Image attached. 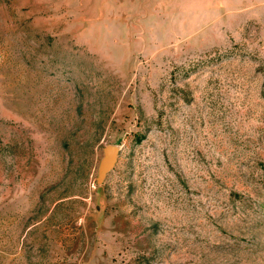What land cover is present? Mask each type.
<instances>
[{"label": "rangeland", "instance_id": "1", "mask_svg": "<svg viewBox=\"0 0 264 264\" xmlns=\"http://www.w3.org/2000/svg\"><path fill=\"white\" fill-rule=\"evenodd\" d=\"M0 264H264V0H0Z\"/></svg>", "mask_w": 264, "mask_h": 264}, {"label": "water", "instance_id": "2", "mask_svg": "<svg viewBox=\"0 0 264 264\" xmlns=\"http://www.w3.org/2000/svg\"><path fill=\"white\" fill-rule=\"evenodd\" d=\"M120 151L118 147L111 145L104 148L96 179L98 187L103 186L107 176L115 169L120 157Z\"/></svg>", "mask_w": 264, "mask_h": 264}]
</instances>
